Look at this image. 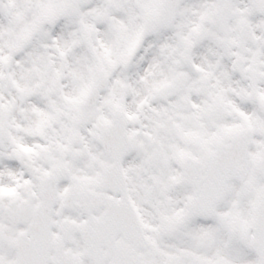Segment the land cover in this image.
Listing matches in <instances>:
<instances>
[{
	"label": "snow or ice",
	"instance_id": "6c2138e0",
	"mask_svg": "<svg viewBox=\"0 0 264 264\" xmlns=\"http://www.w3.org/2000/svg\"><path fill=\"white\" fill-rule=\"evenodd\" d=\"M0 264H264V0H0Z\"/></svg>",
	"mask_w": 264,
	"mask_h": 264
}]
</instances>
